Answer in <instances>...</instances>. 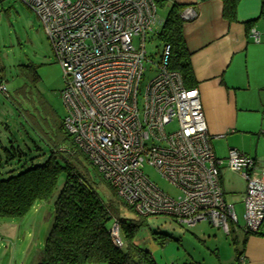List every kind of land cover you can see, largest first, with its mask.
<instances>
[{
	"label": "built area",
	"instance_id": "obj_1",
	"mask_svg": "<svg viewBox=\"0 0 264 264\" xmlns=\"http://www.w3.org/2000/svg\"><path fill=\"white\" fill-rule=\"evenodd\" d=\"M20 1L42 26L61 68L65 131L127 207L138 216L165 217L184 227L206 222L228 235L238 223L233 205L223 198L219 173L225 162L245 185L240 231L262 228L264 162L234 149L225 159L215 157L198 91L186 90L181 76L168 70L169 45H163L157 73L138 100L146 34L163 24L152 0ZM195 16L191 7L180 13L183 21ZM258 36L250 30L253 42ZM0 94L8 97L1 75ZM173 122L176 130L166 132ZM144 164L177 196L158 189L142 173ZM108 235L113 247L124 249L116 220Z\"/></svg>",
	"mask_w": 264,
	"mask_h": 264
},
{
	"label": "rangeland",
	"instance_id": "obj_2",
	"mask_svg": "<svg viewBox=\"0 0 264 264\" xmlns=\"http://www.w3.org/2000/svg\"><path fill=\"white\" fill-rule=\"evenodd\" d=\"M157 15L161 20H164L166 14L164 10L159 9ZM159 30L160 26L158 25L154 28L155 33L146 34L144 71L138 85L140 103L146 85L157 73L155 65L158 64L159 56L163 50L162 42L157 39ZM0 75L6 83L9 96V98H5L0 94V143L6 145L8 140L12 141L11 138L14 141L13 145H17L21 152L26 154L25 157H22L23 160L26 159L29 162L30 158H33L34 164H42L48 156L46 143L53 135L58 120H63L66 116V109L60 97V92L64 88V80L61 68L56 62L42 26L35 15L20 0H0ZM25 98L30 100L27 104H32V120L24 112ZM17 108L22 111L23 115H18ZM4 125L9 127L7 131L3 129ZM29 125H32V131ZM165 130L173 132L176 130V123H171ZM78 159L79 170L88 172L101 200L107 205L116 207L121 216L133 217V213L113 193L101 174L91 167L82 156H78ZM19 164L21 163L14 162L5 172L13 169L14 172L10 174H16L19 170L21 171L18 167ZM225 166L224 162L219 173L223 183L224 198L227 204L233 205L237 225L242 227L244 224L243 203L240 195L235 192L241 187L243 180L238 174L235 175L227 170ZM142 173L162 192L171 197L177 196V191L152 167L144 164ZM7 177L6 173L3 178ZM62 185L63 180L58 181L51 199L47 202L36 203L25 217L0 218V255H5L2 263L10 264L9 259H11L14 249L18 251L20 246L21 248H31L28 258L24 260L27 264H32V248L36 251L39 249L40 252L43 250L45 239L52 226L53 203ZM153 222V219H148L149 226ZM196 226L210 227L206 222L197 223ZM144 230H148V228L139 230L136 239L145 237ZM186 231L180 244L179 241L173 239L168 241L163 248L155 246L156 249L150 251L155 263L171 264L179 258V254L184 256L191 254L198 259L207 257L206 249L209 247L204 245L206 240L201 239L204 243H199L190 233L192 229L186 227ZM212 232L220 240V243L224 244V240L228 242L226 245L228 254L229 239L219 230L214 229ZM221 247L223 250L226 249L224 245ZM40 252L39 254H41ZM19 253L20 251L15 261L16 264L21 262ZM222 253H225V250ZM38 257L41 258V255Z\"/></svg>",
	"mask_w": 264,
	"mask_h": 264
},
{
	"label": "crops",
	"instance_id": "obj_3",
	"mask_svg": "<svg viewBox=\"0 0 264 264\" xmlns=\"http://www.w3.org/2000/svg\"><path fill=\"white\" fill-rule=\"evenodd\" d=\"M221 1L167 0L162 10L167 14L169 9L175 5L191 7L196 12L192 20H182L181 31L215 157L225 159L226 152L234 149L262 163L264 162V15L261 13L262 1L238 0L234 21H229L222 15L223 3ZM249 23L252 25L248 30L246 25ZM250 30L258 33V43L249 38ZM28 101L30 100L25 98L24 112L32 120V104H27ZM8 128L4 125L3 129L7 131ZM10 140L12 141L8 140L6 145L0 143L2 164L4 155L1 149L8 148L10 145L18 147L13 145V139L10 138ZM7 168H9L7 165L2 168L0 174L5 173ZM220 180L222 186L221 176ZM241 183V187L235 192L240 195V198L245 190L244 182ZM149 219H153L154 222L148 225V230H144L145 237L134 240V244L140 249L148 253L156 249L157 245L152 241L151 231L168 234L177 242L179 241V244L182 242V236L187 232L186 227L165 217ZM207 227H197L195 224L187 228L192 229L190 233L199 243H204L201 239L206 240L204 245L209 247L206 250L207 257L210 258L198 259L191 254L185 256L179 254V258L171 264H264V226L257 232L258 235L247 237L242 234L239 227L232 226L230 228L232 233L229 235H224L219 230L230 241L228 254L226 247L228 242L224 240V244L220 243L212 232L218 229ZM223 245L226 247L225 253H222L224 250L221 246ZM16 251L17 249H14L9 259L10 264H16L19 251L21 257L19 264H27L24 260L28 258L31 248L20 246ZM37 251L32 248V264H39L41 260L38 256H42V251L40 252L39 249ZM4 256L0 255V264H4L2 263ZM240 259H242L241 262Z\"/></svg>",
	"mask_w": 264,
	"mask_h": 264
},
{
	"label": "trees",
	"instance_id": "obj_4",
	"mask_svg": "<svg viewBox=\"0 0 264 264\" xmlns=\"http://www.w3.org/2000/svg\"><path fill=\"white\" fill-rule=\"evenodd\" d=\"M152 1L157 10L163 9L167 3V0ZM237 1H221L222 15L229 21L235 20ZM184 8L174 5L169 9L157 39L163 45L170 46L168 70L177 72L183 87L191 90L195 88V80L181 31L180 13ZM261 13L264 15L263 5ZM250 25L252 23L246 25L248 30ZM17 113L23 115L18 108ZM63 120H58L53 135L46 143L48 156L42 164H34L33 158L29 162L23 160L26 154L19 147L10 145L1 149L4 158L3 164L0 158V170L6 165L10 168L15 162L21 163L18 165L21 171L10 174L14 172L10 169L0 174V218L25 217L36 203L49 201L58 181L63 180L53 203L52 226L45 239L39 264H156L150 253L134 244L139 230L148 228L149 217L138 216L123 202L134 216H121L116 207L101 200L88 172H81L78 168V156H82L87 163L89 161L65 131ZM30 127L32 130V125ZM6 173L8 177L3 178ZM113 220L119 223L125 245L123 250L116 249L110 242L108 229ZM230 233L232 231L228 235ZM150 234L154 244L161 248L173 240L170 235L161 232L151 231ZM243 235L247 237L258 233Z\"/></svg>",
	"mask_w": 264,
	"mask_h": 264
}]
</instances>
